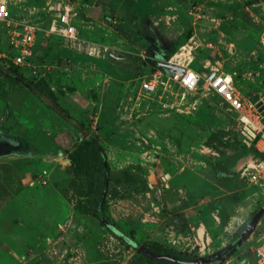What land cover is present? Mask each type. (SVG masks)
Instances as JSON below:
<instances>
[{"label": "rangeland", "instance_id": "1", "mask_svg": "<svg viewBox=\"0 0 264 264\" xmlns=\"http://www.w3.org/2000/svg\"><path fill=\"white\" fill-rule=\"evenodd\" d=\"M4 1L37 25L35 59L59 106L0 72V264H167L162 247L187 264H253L264 192L246 175L239 113L203 86L146 97L138 77L183 53L201 75L231 74L264 117V0ZM65 2L76 40L46 34ZM8 43L0 21V54Z\"/></svg>", "mask_w": 264, "mask_h": 264}, {"label": "built area", "instance_id": "2", "mask_svg": "<svg viewBox=\"0 0 264 264\" xmlns=\"http://www.w3.org/2000/svg\"><path fill=\"white\" fill-rule=\"evenodd\" d=\"M0 21L7 23L9 38L8 50L0 54L6 67L11 65L28 69L35 79L45 78L43 73L47 67L45 63H38L35 59V45L37 25L16 22L7 3L0 2ZM78 12L71 2L60 4L55 20L46 29V34L76 40ZM21 25V27H19ZM186 49V47H184ZM187 53H191L189 50ZM178 54L160 64L153 65L147 74L138 77L139 94L146 97H170L174 95V88L185 93H192L203 86L206 90L221 97L230 109L240 115L241 126L248 133L252 152L246 175L251 184L261 188L264 192V117L256 103L247 99L237 89L231 74L211 68L201 75L186 62V56ZM180 92H177V94ZM164 106L167 103H163ZM253 264H264V230L253 246Z\"/></svg>", "mask_w": 264, "mask_h": 264}, {"label": "trees", "instance_id": "3", "mask_svg": "<svg viewBox=\"0 0 264 264\" xmlns=\"http://www.w3.org/2000/svg\"><path fill=\"white\" fill-rule=\"evenodd\" d=\"M9 46V43H8ZM36 48V45H35ZM8 50V49H7ZM151 63L153 65L156 64H160V61H151ZM23 70L29 71L26 68L20 67V66H15V65H11L9 67H6L5 65L1 64L0 65V72L7 75L9 78L16 80V82H20L22 83L27 89L28 91L32 92L33 94H35L40 100H42L44 103H46L48 106L56 108L58 105L57 103V98L55 96V94L53 93V91L50 89V87L47 85L48 81L45 78H41V79H35L34 77H32V79H27L24 75H23ZM63 116H65L67 119L70 120L71 123H73L74 125L78 126L79 123L78 121L71 116L69 113H66L64 110H62ZM81 157H75L71 159L72 164L74 165V167L77 169L76 170V174L78 173V175L81 173V163H80ZM102 161H103V165H102V170H104L105 172H110V168L107 162V159L105 157V155H103L102 157ZM110 186V179L108 178L105 181V185L103 190H107ZM99 198V197H98ZM104 200V199H103ZM104 204V203H103ZM98 207H94L93 211H92V215L97 217L102 225H105L103 222V219L99 216L98 214ZM258 211H254L253 213H257ZM118 238L124 239L126 240V237L124 235H121L117 230H112ZM135 233V230L132 229L130 231V234L133 236ZM151 244L157 243L155 241H151ZM163 248V253H167L165 255H162V261L163 263H167V264H187V262H190L192 259H181L180 258V251H177L176 249H168L165 247ZM186 254V253H184ZM150 260L154 261L153 259L150 258ZM160 259H156V261H159Z\"/></svg>", "mask_w": 264, "mask_h": 264}, {"label": "crops", "instance_id": "4", "mask_svg": "<svg viewBox=\"0 0 264 264\" xmlns=\"http://www.w3.org/2000/svg\"><path fill=\"white\" fill-rule=\"evenodd\" d=\"M191 229L193 230V233H192V234H193V235L195 234V240H198L197 237H196V234H198V233H196V231L198 232L199 228H198L197 226L194 227V228H193V226H191ZM176 232H177V233H180V234H182V235H188V234H189V233L186 234V232H181V230H177ZM196 242H197V243H195V244H199V245L201 244L199 241H196ZM192 244H193V242H192ZM204 245H205V244H204Z\"/></svg>", "mask_w": 264, "mask_h": 264}, {"label": "water", "instance_id": "5", "mask_svg": "<svg viewBox=\"0 0 264 264\" xmlns=\"http://www.w3.org/2000/svg\"><path fill=\"white\" fill-rule=\"evenodd\" d=\"M167 176H168V175H167ZM263 210H264V206L261 207V209L258 211V213L261 214Z\"/></svg>", "mask_w": 264, "mask_h": 264}, {"label": "snow or ice", "instance_id": "6", "mask_svg": "<svg viewBox=\"0 0 264 264\" xmlns=\"http://www.w3.org/2000/svg\"><path fill=\"white\" fill-rule=\"evenodd\" d=\"M0 11H2V9H0Z\"/></svg>", "mask_w": 264, "mask_h": 264}, {"label": "bare ground", "instance_id": "7", "mask_svg": "<svg viewBox=\"0 0 264 264\" xmlns=\"http://www.w3.org/2000/svg\"><path fill=\"white\" fill-rule=\"evenodd\" d=\"M178 55V54H177Z\"/></svg>", "mask_w": 264, "mask_h": 264}]
</instances>
